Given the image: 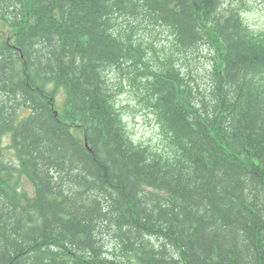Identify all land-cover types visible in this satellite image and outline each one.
<instances>
[{
	"label": "trees",
	"instance_id": "trees-1",
	"mask_svg": "<svg viewBox=\"0 0 264 264\" xmlns=\"http://www.w3.org/2000/svg\"><path fill=\"white\" fill-rule=\"evenodd\" d=\"M244 8L0 0V264H264V29ZM127 83L163 149L129 133Z\"/></svg>",
	"mask_w": 264,
	"mask_h": 264
},
{
	"label": "rangeland",
	"instance_id": "rangeland-1",
	"mask_svg": "<svg viewBox=\"0 0 264 264\" xmlns=\"http://www.w3.org/2000/svg\"><path fill=\"white\" fill-rule=\"evenodd\" d=\"M242 1V0H235ZM245 3V17L250 25H252L257 30L264 29V1L263 0H243ZM148 24H146L147 26ZM0 27L5 30L6 35H10L11 31L9 28L5 27L0 23ZM145 37H149L151 40L163 41L167 34L163 27L153 26L149 29L147 36L143 33ZM153 37H152V36ZM149 42V41H147ZM166 42V41H164ZM161 44L162 42H157ZM115 77V75H112ZM49 90L55 89L56 91V101L58 108H64L65 104V90L61 87L56 88L54 83H49L47 85ZM136 88L133 85L129 88L123 86L122 94L119 96V104L124 112L125 122L128 125L129 133L132 135L133 139L138 143H146L163 146V138L160 135L158 124L156 122V117L152 112H150V106L145 103L142 99L137 96ZM3 147L5 158L9 162H13L15 165L19 164L16 150L12 146V138L10 134H5L3 136ZM21 185L28 189L30 192L33 191V185L26 176L21 175Z\"/></svg>",
	"mask_w": 264,
	"mask_h": 264
}]
</instances>
